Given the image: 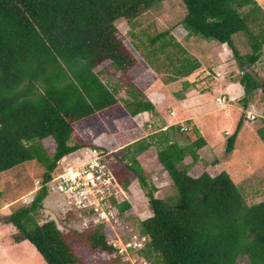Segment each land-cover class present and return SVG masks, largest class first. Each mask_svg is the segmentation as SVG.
Masks as SVG:
<instances>
[{"label":"trees","instance_id":"obj_1","mask_svg":"<svg viewBox=\"0 0 264 264\" xmlns=\"http://www.w3.org/2000/svg\"><path fill=\"white\" fill-rule=\"evenodd\" d=\"M163 1L0 0V173L37 161L47 180L61 157L83 145L72 141L73 125L119 101L117 90L101 79L89 58L102 48L111 66L126 70L132 63L115 38L117 20L134 21ZM181 2L186 13L179 24L189 38L200 36L232 48L242 72V104L247 107L249 95L259 88L264 91V82L248 71L264 52V27L255 31L250 23L263 9L255 0ZM246 6L250 10L243 13ZM239 32L250 40L251 50L244 54L233 44V36ZM150 43L155 51L171 46L179 51L175 60L171 58L170 80L188 76L201 66L168 31L151 37ZM190 85L185 82L183 87ZM131 86L123 100L126 109L132 115L153 112L154 104L136 85ZM244 116L229 137L228 152L234 148ZM257 132L264 140V127ZM48 137L55 142L53 152L45 147ZM205 143L199 133L191 143L180 145L162 132L160 139L154 133L126 147L122 160L128 161L126 166L145 190L151 210L135 225L141 235H150L141 252L148 264H237L242 255L248 256L249 264H264V200L248 204L226 170L217 174L204 170L192 176L189 170L198 160L196 150ZM152 145L172 180L174 191L168 196L155 194L158 188L136 159ZM188 154L192 162L186 163ZM119 178L128 184L129 179ZM47 194L45 187L39 189L30 203L10 213L6 223L17 229L14 242L28 241L48 264H84L55 220H39ZM131 206L129 201L119 205L122 212ZM102 228L88 230V240L114 252Z\"/></svg>","mask_w":264,"mask_h":264},{"label":"rangeland","instance_id":"obj_2","mask_svg":"<svg viewBox=\"0 0 264 264\" xmlns=\"http://www.w3.org/2000/svg\"><path fill=\"white\" fill-rule=\"evenodd\" d=\"M255 1L263 9L262 12L255 14L257 16L256 20L250 22L253 29L258 31L261 26L264 27V0ZM250 6L244 7L242 9L243 13H247L250 10ZM185 13L186 10L181 0H166L155 5L150 10L143 11L134 21L117 20L115 38L120 41L121 48L131 61L132 67L129 66L123 71L114 68L111 66L110 57L102 48L95 50L92 57L89 58V62L95 71L100 72L101 78L106 83L108 82L110 87H114L117 84L114 87L117 90V96L124 98V95H127L129 90H132L133 86L131 84L136 85L134 80L141 79L139 81L140 84H151L152 77L156 80L161 78L165 81L171 76L173 73L171 58L172 61L175 60L174 54H178L179 51L173 46L167 47L164 51H155L150 40L151 37L163 31H168L170 35H174L176 41L186 47L189 54L193 55L192 53H196L203 66L199 74L197 73L196 76L192 74V79L199 84L196 87V93L199 95L192 97V103L188 107L182 106L180 109L178 108L179 104L177 106L171 99L164 105L165 111L162 110L164 114L167 112L173 116V111L176 108L182 120L179 122L174 120L176 124L173 123L171 125H174V128L168 130L170 139L177 141L180 145L189 144L196 139L195 127L191 123L193 118H189L184 110L191 111L193 114H209L208 112L210 111L211 114L204 119L209 117L212 119V123L210 126L207 125V127L209 126L211 131H213L212 136L208 135L212 142L213 151H208L204 146L197 148L196 152L202 151V156L198 157L196 164L192 162L193 168H191L189 173L196 177L204 170L212 174L226 170L239 186L248 204L264 200V140L257 132V129L264 127V91L259 88L249 95L247 107L242 104L243 92L240 93L235 88V93L229 95L228 87L222 88V86L226 85L225 83L229 84L228 80H232V82L230 81L232 83L231 86L239 87L238 89L241 88L243 90V85L240 81L242 72L232 48L227 44H219L218 46L215 43L204 40L200 36L189 38L186 30L181 28L179 24ZM252 15L254 16V14ZM233 44L239 49L241 54L251 50L250 40L246 33L239 32L235 34L233 36ZM171 52L172 55H169ZM147 58L153 64L152 68L154 71L146 72V70L144 71L138 66L133 67V64L136 65V61L139 65H146L145 60ZM142 71L145 76L141 73ZM248 71L260 82H264V52L260 59L248 68ZM221 83L223 84L221 85ZM231 86L230 89L233 88ZM214 88H217V90L213 91ZM186 90L188 89L178 83L169 90L168 94L183 93L185 97L187 95L184 93H188ZM223 93L227 96V101L226 105L220 106L215 97L216 95H223ZM109 110L122 118L125 116L124 113L126 114L125 108L121 103L113 105ZM248 110L251 114L250 119L247 118ZM242 114L245 115L243 126L234 140L233 150L228 152L226 147L229 137L235 132L237 122ZM166 119V117L162 116L160 119L154 118V121L150 122L151 125H145L144 128L150 131H157L155 135L160 139L162 132L159 130L164 126L163 122H166ZM180 125H184L186 130L177 129V126ZM73 126V134L80 137V132L84 129L82 127L83 123L78 122ZM51 140H45L46 148L49 152L54 150L53 146H50ZM153 157L155 160V156ZM153 167L154 171L147 176L158 188L155 194L158 196L172 194L174 191L173 184L168 173L158 162ZM44 171L45 169L39 162L28 161L0 173V264H48L40 253L36 249L34 250L31 244H28V241L14 242L13 234L17 232V229L13 224L6 223V219L12 211L27 205L23 204L22 199L35 189L36 180L44 177ZM118 174H120L122 180L129 179L127 180V185L121 182L120 184L125 188L129 185L128 187L130 188H126V190L129 192V202L132 206L120 216V223L115 227L116 232L113 229H109L110 231L106 235L110 237L118 233L120 236L118 238L123 239L130 235V228H134V231L137 232L134 226H137L140 220L148 217L151 214V210L146 192L141 188L136 176L126 168L120 169ZM60 198L58 195H49L44 199L43 205L48 215L43 216L42 213L44 214V212H41L39 220L46 221L47 218L53 216L66 236L72 252L84 264L142 263L140 256L116 257L115 252L92 245L87 236V231L92 229H89L85 224V222L89 223V220L84 217L79 218L70 210L58 207V203H61ZM140 255H143L142 252H140ZM249 262L247 255H242L237 260V264H249Z\"/></svg>","mask_w":264,"mask_h":264},{"label":"built area","instance_id":"obj_3","mask_svg":"<svg viewBox=\"0 0 264 264\" xmlns=\"http://www.w3.org/2000/svg\"><path fill=\"white\" fill-rule=\"evenodd\" d=\"M226 98L225 94L215 97L220 106L226 105ZM250 115L248 110L247 118L250 119ZM181 129L186 130V127L182 126ZM116 153L114 149L100 147L92 142L83 143L78 149L57 161L47 180L43 178L36 180L35 189L23 197V204L30 203L39 189L45 187L48 191L46 197L49 195L61 197L58 207L70 210L79 218L88 219L89 223L85 224L89 229L102 225L105 232L110 231L109 229L116 232L115 227L120 223V216L126 212V210L122 212L119 205L129 201V192L126 188H130L129 185L125 188L120 184L118 171L121 161ZM43 201L40 213L44 212L42 215L47 216ZM47 220L55 219L52 216ZM118 237H120L118 233L107 237V242L115 249L116 257L136 255L142 258L140 264H148L140 252L150 240V235H141L140 232H135L134 228H130L128 237L123 239Z\"/></svg>","mask_w":264,"mask_h":264},{"label":"crops","instance_id":"obj_4","mask_svg":"<svg viewBox=\"0 0 264 264\" xmlns=\"http://www.w3.org/2000/svg\"><path fill=\"white\" fill-rule=\"evenodd\" d=\"M190 38H192V37H190ZM223 44H226V43H223ZM216 45L219 46V44H216ZM184 48L186 49V47H184ZM192 54L197 58L196 53H192ZM198 60L200 61L201 66L197 70H195L194 72H192L188 76L180 77L176 80H170V78L168 77L167 80L164 81L161 78L156 80L152 77L151 78V80H152L151 84H144V83L140 84L139 81H141V79H139L137 81L134 80L136 86L145 95V98L154 104V111L153 112L152 111H142V112H139L138 114L132 115L126 109V107L124 106V102H123L124 99L128 98V93H127V95L126 94L124 95V98H119L116 94V96L119 99L117 104L121 103V105L125 108V111H126V114L124 113L125 116L122 118V117L116 115L115 113H111L109 110V108H110L109 107V108H106L102 111L95 112L90 116L79 119L78 122L83 123L82 127H84V129H83V131L80 132V137L77 136L76 134H73L72 141H75L79 144L92 142V143L99 145L100 147H104V148H108V149H114L117 151L116 154L118 155V157L121 161L120 169H124V168L128 169V167L126 166L128 161L126 159L122 160L124 158V154L126 152V147L131 145L132 143L140 140V139L148 138L151 134H154L155 132H157L154 130L150 131L149 129H145L144 128L145 125L150 126L151 125L150 122L154 121V118L160 119L161 116L166 117L167 118L166 122H163L164 126L159 131L168 133V130L172 129V127L174 126V125L171 126L173 123H175L174 120L176 122L182 121L180 119L181 116L179 113H177L176 108L173 111L174 113L172 112L174 114L173 116L167 112H166V114L163 113V111H165L164 105H166L167 101L172 99L173 102L177 104V106L179 104L178 108L181 109L182 106L188 107L192 103V100H193L192 97L194 98V97H197L199 95L196 93L197 92L196 87L199 84H198V82L195 83L196 81H194L192 79L193 75L196 76V74L197 73L199 74L202 70L201 67L203 66V63L201 62L200 59H198ZM135 63H136V65L133 64V67L138 66V67H140V69H143L144 71L146 70V72H151V70L154 71V69L152 68L153 64L150 62L149 58H147L145 60L146 65H142V64L139 65V63H137V61ZM131 67H132V65H131ZM96 72H98V71H96ZM141 73L143 74V76H145V73L143 71ZM158 75H160V74H158ZM230 81L232 82V80H228L229 84L225 83L226 85L222 86V88L228 87V90H229L228 94L229 95H232L233 93H235V88H236V91H238L240 93L244 91L241 88L238 89L239 87L237 88V87L231 86L232 83ZM185 82L191 83V85L187 88L188 90H186V92L188 91V93H184L187 96L184 97L183 93H172V95L168 94L169 90L174 85L181 83L184 86ZM107 84H108V82H107ZM222 84L223 83H221V85ZM115 86H117V84H115ZM152 86H154V87H152ZM230 86L233 88L230 89ZM114 87H111V88H114ZM154 88H156V89H154ZM215 90H217V88H214L213 91H215ZM217 96L218 95H216V97ZM117 104H115V105H117ZM228 105H230V104H228ZM111 107H113V106H111ZM184 112L187 114V116L189 118H193V121L191 123H192V126L195 127V131H196V133L194 131V133L196 135L195 138H197V135L199 133L204 138V140L206 142L204 147L207 148L208 151L211 150V152H212L213 151V149H212L213 147L211 145L212 142H211V139L208 137V135L212 136V132H213L209 128L210 124L212 123V119L210 117L207 119H204L206 116L211 114L210 111L208 112L209 114H204V113L193 114L191 111H186V110H184ZM204 121H206L207 124L204 123ZM207 125H209V126L207 127ZM182 126H184V125H180V127H182ZM46 139L50 140V139H52V137H48ZM45 140H44V144H45ZM51 142H53V143H51ZM50 146L51 147L53 146V148L55 147V142L53 139L50 141ZM45 147H46V144H45ZM197 154H199L198 157L202 156L201 155L202 151H197ZM153 156H155L156 161L153 159L154 158ZM136 159L148 175L152 174V172L154 171V169H152V168H154L153 166L156 165V162H158L162 166V164L160 163V161L158 159L157 148L155 145L150 146L148 149H146L145 151L138 154ZM199 161H200V159H199ZM185 162L186 163L192 162V158H191L190 154H188L186 156ZM194 163L196 164L197 161ZM191 168H193V166ZM189 171H191V169ZM119 176H120V174H119ZM10 225H12V224L10 223ZM32 248L35 250V247L32 246Z\"/></svg>","mask_w":264,"mask_h":264}]
</instances>
